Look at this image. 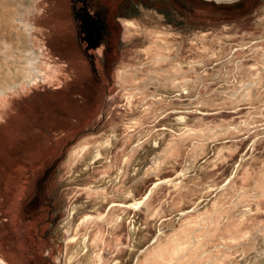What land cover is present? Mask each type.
Here are the masks:
<instances>
[{
    "label": "rangeland",
    "instance_id": "rangeland-1",
    "mask_svg": "<svg viewBox=\"0 0 264 264\" xmlns=\"http://www.w3.org/2000/svg\"><path fill=\"white\" fill-rule=\"evenodd\" d=\"M35 2L50 68L0 101V264H264V0H89L94 47L79 1Z\"/></svg>",
    "mask_w": 264,
    "mask_h": 264
},
{
    "label": "bare ground",
    "instance_id": "bare-ground-1",
    "mask_svg": "<svg viewBox=\"0 0 264 264\" xmlns=\"http://www.w3.org/2000/svg\"><path fill=\"white\" fill-rule=\"evenodd\" d=\"M38 12L35 0H0V101L7 90L26 89L48 77L51 58L31 18Z\"/></svg>",
    "mask_w": 264,
    "mask_h": 264
},
{
    "label": "water",
    "instance_id": "water-1",
    "mask_svg": "<svg viewBox=\"0 0 264 264\" xmlns=\"http://www.w3.org/2000/svg\"><path fill=\"white\" fill-rule=\"evenodd\" d=\"M82 6L79 8V14L77 18L79 19L80 31L84 33V40H86L89 46H96L101 38V30L103 25L99 17L93 16L87 6V0H82Z\"/></svg>",
    "mask_w": 264,
    "mask_h": 264
},
{
    "label": "flooded vegetation",
    "instance_id": "flooded-vegetation-1",
    "mask_svg": "<svg viewBox=\"0 0 264 264\" xmlns=\"http://www.w3.org/2000/svg\"><path fill=\"white\" fill-rule=\"evenodd\" d=\"M77 1L80 2V6H79L78 8H76V10H75V13H74V14H75L76 16H77V14H79V12H80V11H79V8L82 6V2H81L82 0H77ZM88 1H89V0H87V2H86V6H87ZM87 8H88V7H87Z\"/></svg>",
    "mask_w": 264,
    "mask_h": 264
}]
</instances>
